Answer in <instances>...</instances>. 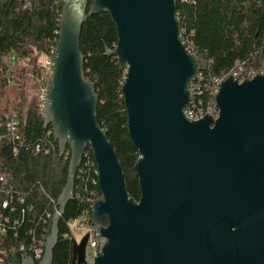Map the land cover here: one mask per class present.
Wrapping results in <instances>:
<instances>
[{"label": "water", "instance_id": "water-1", "mask_svg": "<svg viewBox=\"0 0 264 264\" xmlns=\"http://www.w3.org/2000/svg\"><path fill=\"white\" fill-rule=\"evenodd\" d=\"M101 11L117 29V45L106 55L125 71L138 201L127 194L107 128L97 123L99 96L84 76L81 28ZM52 62L43 120L59 155L68 147L70 158L38 264H52L87 149L100 192L90 223L105 239L93 264H264V74L241 81L227 75L214 97L217 118H186L191 83L207 63L182 43L175 0H63ZM87 240L73 242V264H87Z\"/></svg>", "mask_w": 264, "mask_h": 264}, {"label": "trees", "instance_id": "trees-1", "mask_svg": "<svg viewBox=\"0 0 264 264\" xmlns=\"http://www.w3.org/2000/svg\"><path fill=\"white\" fill-rule=\"evenodd\" d=\"M92 1L88 0L89 5ZM62 5L63 0H0V120L13 112L21 116L18 141H0V176L8 180L6 185L0 183V201L7 197L14 208L0 207V214L9 219L0 217V227L6 230L0 232V264H21L27 257L38 264L33 250L44 248L55 202L66 182L69 148L59 155L51 126H45L36 102L26 105L25 89L29 74L41 73L40 56L55 49ZM175 15L180 21L182 43L189 51L199 50L207 63V69L194 82L196 102L211 105L214 78L223 79L239 70L264 74V0H175ZM117 38L110 14L101 11L87 16L79 48L84 76L99 96L97 123L107 128L129 198L138 201L139 180L133 170L138 150L128 135L121 92L125 71L115 56L106 55L107 50L115 49ZM12 55L16 56L14 63ZM74 189V197L59 221L52 264H73L74 240L64 236L67 222L83 213L91 216L90 205L100 196L89 149L83 154Z\"/></svg>", "mask_w": 264, "mask_h": 264}, {"label": "built area", "instance_id": "built-area-1", "mask_svg": "<svg viewBox=\"0 0 264 264\" xmlns=\"http://www.w3.org/2000/svg\"><path fill=\"white\" fill-rule=\"evenodd\" d=\"M54 50H51L50 53H47V55H44L42 58V61L40 62L41 66V73L39 75H34L32 73L29 74V79H31L35 83V102L38 106L39 111L43 114L45 102H46V87L48 84V80L51 76L52 72V58L54 54ZM10 60L14 63L16 62V56L12 55L10 57ZM242 70H239L237 72L232 73L234 77H240V81L245 78H252L254 74H256L254 71H248L241 73ZM199 73H197V76L195 80L198 78ZM262 74V73H259ZM8 83L11 82V73H8L6 77ZM195 80L191 83L190 86V104L189 108L185 111V117L190 120H199L203 117L204 114L209 113L210 116L213 118H217L218 111L215 109V103L214 100L210 104L207 103V105L202 104L201 100H198L197 102L193 99L195 97V94L197 92V85L194 84ZM222 81V79L214 78L212 80V87L211 90L216 95L218 91L219 83ZM215 97V96H214ZM21 120V116L18 112L10 113L9 115H6L3 120H0V141L5 139L9 140L10 143H14L15 141H18L19 135H18V127ZM15 147V146H14ZM38 149L39 146H36ZM16 148H13V151L15 152ZM95 164V163H94ZM81 166V165H80ZM80 168V167H79ZM79 170V169H78ZM78 172V171H77ZM97 174V171H96ZM8 182L7 178L0 176V183L3 185H6ZM10 200L7 199V197H4L0 201V207L2 209H6L10 207V210H13L14 208L9 206ZM58 207L54 206V214L57 212ZM50 215L48 214L47 217ZM0 217L4 221H8L9 219L4 216L3 214H0ZM0 232L5 233L6 230L3 227H0ZM79 233L81 234L80 239L77 240L75 235ZM98 232L94 230V227L90 223V216L88 217L86 213L81 214L77 218L70 220L67 222V232L64 236L73 238L74 242H79L81 238L84 235L88 236L86 248H85V261L87 264H93L94 258L96 256V246L98 251L103 246L105 239L97 236ZM22 249V248H21ZM44 248L37 247L33 250L34 257L36 260L40 261L42 255H43Z\"/></svg>", "mask_w": 264, "mask_h": 264}, {"label": "rangeland", "instance_id": "rangeland-1", "mask_svg": "<svg viewBox=\"0 0 264 264\" xmlns=\"http://www.w3.org/2000/svg\"><path fill=\"white\" fill-rule=\"evenodd\" d=\"M43 57H44V55L40 56L39 62L42 61ZM25 89H26V105H29L30 103L35 102V97H34V95H35V83L29 78H28V82L26 83ZM80 236H81V234H79V233H77L75 235L77 240L80 239Z\"/></svg>", "mask_w": 264, "mask_h": 264}]
</instances>
